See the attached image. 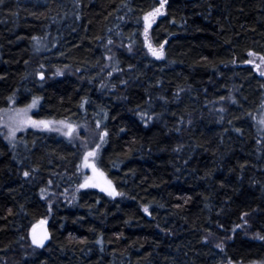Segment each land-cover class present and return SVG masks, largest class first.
Segmentation results:
<instances>
[{"label": "trees", "instance_id": "16d2710c", "mask_svg": "<svg viewBox=\"0 0 264 264\" xmlns=\"http://www.w3.org/2000/svg\"><path fill=\"white\" fill-rule=\"evenodd\" d=\"M161 2L148 27L165 44L158 58L143 29ZM39 35L45 68L73 73L32 75ZM252 53L264 57V0H2L0 109L37 98L36 117L100 127L96 165L116 194L85 186L47 199L42 187L85 179L80 148L53 132L0 137V264L264 259V77ZM41 219L49 239L38 246Z\"/></svg>", "mask_w": 264, "mask_h": 264}, {"label": "rangeland", "instance_id": "374dc122", "mask_svg": "<svg viewBox=\"0 0 264 264\" xmlns=\"http://www.w3.org/2000/svg\"><path fill=\"white\" fill-rule=\"evenodd\" d=\"M163 3L161 2V5ZM157 7L153 11L147 13L144 16V29H143V41L145 51L149 53L153 57H157V55H153V51L160 53L162 52V56L164 53L165 44L155 45L148 33V25H150L155 21L156 16L161 13L163 7ZM157 9L159 11L157 12ZM106 56H105V64L104 68H107L109 72H112L114 67H116V58L115 51L117 49L116 45L112 44L111 40L108 41ZM47 40L45 37L39 35L33 41V56L30 64V71L32 75L34 74H42V79H49L54 75L63 74V73H73L74 69L72 67H62V68H45L44 65V55L46 50ZM127 47V46H126ZM161 57V56H160ZM249 63L252 66L256 67L258 71L264 77V57L252 53L249 58ZM47 70V72H46ZM108 72V73H109ZM35 101V104L33 103ZM38 106V99L33 98L30 102L25 103L22 106L17 105L14 100H10L9 103L0 109V137L5 140V142L10 143L11 145L15 144V140L18 132L26 131V130H36L41 132L55 133L56 135L65 138L66 140L72 142L76 146H78L81 150V161L77 167V169L84 173L85 179L79 185L65 186L58 188H54L53 186L47 185L42 187V193L47 199H55L58 196L61 198H65L67 201L73 199L77 190L81 187L92 186L96 187L108 194H114V186L111 180L106 176V174L97 167L96 158L100 146L102 145L104 132L102 129L95 125L92 129L86 126L87 122H73L68 119H56V118H41L36 117L34 112ZM261 123L263 125V117L259 116ZM94 125V124H93ZM89 153H94V155H89ZM49 184V183H48ZM43 219L37 221L32 228L41 223ZM237 227L244 229L250 236H257L259 234L252 232L246 222H242ZM30 230V231H31ZM228 234L229 232L223 231ZM226 238V235H224ZM33 241V238L31 236ZM216 243L220 244L223 241L220 239L215 240ZM35 244V243H34ZM37 245V244H35ZM228 264V263H224ZM229 264H264V259L251 261L249 263H229Z\"/></svg>", "mask_w": 264, "mask_h": 264}, {"label": "water", "instance_id": "95a60500", "mask_svg": "<svg viewBox=\"0 0 264 264\" xmlns=\"http://www.w3.org/2000/svg\"><path fill=\"white\" fill-rule=\"evenodd\" d=\"M149 27V25H148ZM40 77H42V74H40ZM114 194H116V191H114ZM31 236L34 239V237L37 240L43 239V244H45L49 239V232H48V223L46 219H43L41 223L35 225L31 230ZM46 237V239H45Z\"/></svg>", "mask_w": 264, "mask_h": 264}, {"label": "snow or ice", "instance_id": "6c2138e0", "mask_svg": "<svg viewBox=\"0 0 264 264\" xmlns=\"http://www.w3.org/2000/svg\"><path fill=\"white\" fill-rule=\"evenodd\" d=\"M0 2H2V0H0ZM161 7H163V4L161 5ZM159 11V9H157V12ZM163 46L161 45V48ZM153 55H157V57L159 58L160 56H162V52L157 53L155 51H153ZM35 104V101L33 102ZM89 155H94V153H89ZM25 175L27 176L28 173H25ZM145 212H147V208H145ZM46 239V237H45ZM33 243L37 244L38 246H43V239L37 240L35 237L33 239Z\"/></svg>", "mask_w": 264, "mask_h": 264}]
</instances>
